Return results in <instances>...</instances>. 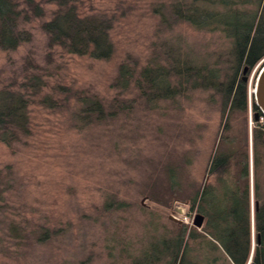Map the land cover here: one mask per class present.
I'll use <instances>...</instances> for the list:
<instances>
[{
    "label": "rangeland",
    "instance_id": "rangeland-1",
    "mask_svg": "<svg viewBox=\"0 0 264 264\" xmlns=\"http://www.w3.org/2000/svg\"><path fill=\"white\" fill-rule=\"evenodd\" d=\"M82 1L84 13L121 11L117 0ZM150 1L132 2V8L125 7V15L114 21V52L108 59L49 48L40 26L43 18L23 23L30 39L15 48L0 46L3 82L19 76L31 56L46 81L41 93L53 94L59 102L63 94L52 88L58 83L106 101L131 102L136 90L119 92L110 86L126 55L139 64L169 65L182 52L200 53L210 62L219 59L216 67L227 69L233 45L228 22L264 16V0L213 5L199 0L198 10L205 6L218 11L223 23L212 30L198 29L182 19L165 28L151 11L157 4L151 8ZM171 1L156 0L164 5L162 10ZM184 1L190 2L177 1L179 12ZM46 7L48 17L54 5ZM260 60L247 69L249 92ZM211 94L194 89L150 107L135 100L129 110L84 126L72 114L78 106L73 99L48 107L36 97L28 105L30 132L10 145L0 141V264H129L141 247L174 234L179 223L169 215L177 208L196 212L190 209L191 198L204 181L219 130V107L209 100ZM252 108L247 107L248 124ZM241 117L232 118L234 127ZM200 239L206 242V237ZM200 239L187 240L198 262L203 255L197 249ZM204 249L210 259L218 256L217 264L231 263L220 247L208 242Z\"/></svg>",
    "mask_w": 264,
    "mask_h": 264
},
{
    "label": "trees",
    "instance_id": "trees-1",
    "mask_svg": "<svg viewBox=\"0 0 264 264\" xmlns=\"http://www.w3.org/2000/svg\"><path fill=\"white\" fill-rule=\"evenodd\" d=\"M135 1L117 0L121 4L117 13H84L82 0H0V46L15 48L29 40L30 31L23 23L43 18L40 26L47 34L49 48L57 46L65 52L108 59L114 52L111 36L114 21L125 15L124 8H132ZM177 1H171L165 10L161 9L164 6L161 2L150 1L151 5L157 4L151 11L165 28L182 19L198 29L212 30L223 23L218 11L205 6L198 10L199 0L184 1L180 12ZM200 1L213 5L223 0ZM46 4L54 5L48 17H45L49 10ZM228 24L233 45L229 60L232 58V62L227 69L216 67L219 59L210 62L200 53L192 56L182 52L169 65L139 64L138 59L128 54L117 64L110 86L119 92L136 90L137 96L131 102L129 98L106 101L95 93L59 83L52 86L55 93L63 94L61 102L73 99L77 103L72 114L81 126L103 120L119 110H129L135 100L150 107L160 99H172L178 93L194 89L211 90L209 100L218 103L219 130L204 169V181L190 202V209L204 215L203 225L198 229L186 223L177 224L174 234L156 237L147 247H141L129 264H209L210 261L217 264L218 256L210 259L204 249L208 242L214 248L220 247L230 264H247L252 250L248 264H264V115L254 105L253 94L246 89L247 80L239 74L243 65L250 70L264 57V16L252 15L249 20L235 19ZM41 69L31 56L22 64L19 76H11L8 82H3L0 69V141L6 145L30 132L28 105L36 97L48 107L61 103L53 94L41 93L46 85ZM248 105L259 113L258 118L252 114L250 124ZM240 115V125L234 127L232 118ZM201 237H206V242ZM188 239H200L197 249L203 255L199 262L190 255L193 247H188Z\"/></svg>",
    "mask_w": 264,
    "mask_h": 264
},
{
    "label": "water",
    "instance_id": "water-1",
    "mask_svg": "<svg viewBox=\"0 0 264 264\" xmlns=\"http://www.w3.org/2000/svg\"><path fill=\"white\" fill-rule=\"evenodd\" d=\"M260 68L258 70V77H257V84H256V102L254 103V105L263 113L264 115V57L261 58L260 60ZM247 65H244L243 66V69H242V78L244 80H247ZM263 110H261V108ZM253 116L254 118H258L259 116V113L258 111H254L253 112ZM169 218L174 220V221H177L178 223H181V221L177 218H175L174 216H172L171 214L169 215ZM203 222H204V215L201 214L200 212H195L194 215H193V220H192V224L195 226V227H198L200 228L202 225H203ZM258 240V239H257ZM253 251V250H252ZM252 251H251V254H252ZM251 254H250V257L248 259V262L247 264L249 263L250 259H251Z\"/></svg>",
    "mask_w": 264,
    "mask_h": 264
},
{
    "label": "built area",
    "instance_id": "built-area-1",
    "mask_svg": "<svg viewBox=\"0 0 264 264\" xmlns=\"http://www.w3.org/2000/svg\"><path fill=\"white\" fill-rule=\"evenodd\" d=\"M194 213L189 214V213L185 212L183 208H177L175 210V212L171 213V215L174 216L175 218L179 219L183 223H186V224L191 223L190 225H193L192 220H193Z\"/></svg>",
    "mask_w": 264,
    "mask_h": 264
},
{
    "label": "bare ground",
    "instance_id": "bare-ground-1",
    "mask_svg": "<svg viewBox=\"0 0 264 264\" xmlns=\"http://www.w3.org/2000/svg\"><path fill=\"white\" fill-rule=\"evenodd\" d=\"M257 75H258V73H257ZM258 77V76H257ZM257 77H256V82H255V87H254V90L251 92L252 94H253V97H254V103L256 102V84H257ZM261 108V107H260ZM261 110H263L262 108H261Z\"/></svg>",
    "mask_w": 264,
    "mask_h": 264
}]
</instances>
